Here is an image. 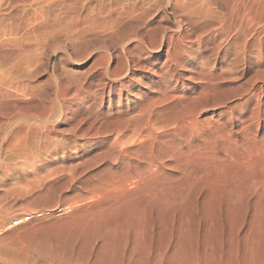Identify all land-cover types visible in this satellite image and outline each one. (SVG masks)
Masks as SVG:
<instances>
[{
  "label": "bare ground",
  "instance_id": "obj_1",
  "mask_svg": "<svg viewBox=\"0 0 264 264\" xmlns=\"http://www.w3.org/2000/svg\"><path fill=\"white\" fill-rule=\"evenodd\" d=\"M88 1L89 0H0V118H5V120L0 119V189H3L4 187L3 191H6V183L4 184L3 181L8 177L7 171L9 168L25 169L24 166L28 167L27 164L30 165V163H33V157H35L36 154L38 157L42 153L49 152L48 143L52 140V137H54L52 130L53 127L51 128V126L49 127L48 124L44 123H40L41 125H39V123L36 124L33 122V120H31V118L34 117V120L41 119L44 122H51L53 121L54 117L56 118V120L58 117L63 121L72 124L73 128L70 125L68 127L74 130L81 129L79 128V125L88 122L86 123V126H84L83 124V127H87L88 131L92 129L91 126L94 125L93 122L98 121L96 119H98L97 117H99L100 115L94 111L95 108L92 110V107L96 103L95 100L93 99L94 102L88 101L89 98L87 96H83V93H87L90 88L86 92H84V87L83 85L81 86V79L79 80V77H76L74 79L71 78L72 81L70 83L71 85L69 86L71 88V95L70 93H68L70 91L69 88L67 89L65 87L67 90H69H66V92L70 96L65 92H60L61 90L59 89L60 93H57L56 95L59 99V103H56L59 104V106H57V104L53 102L55 106L59 108V110H54V107H52L51 105L52 103L47 101L49 103V106L47 105L45 107L43 105V107H45L43 108L41 105L42 108H39V106V109L37 110L36 107H34L32 110H34L36 114H27V116H30L31 118H28V121L26 123L20 120V117L23 115L22 107H27L28 104L30 105L32 103L34 105V102L40 100L38 99L40 98L39 96H42L40 95V91H42L41 93H43V90L39 91V87L42 85L41 82V85H39V83H35L37 82L36 80L39 73H41L39 72V70H41L39 69V64L41 61L40 54L42 53L44 55V65L42 64L44 67L42 70L45 71L58 48H86L94 38H99L100 35L101 44H104V40L106 37H113L114 34L119 35L122 33L125 36V41L131 40L133 38L138 39V43L134 45V48L140 46L141 51L147 56V59H149L148 63H143L142 65H140L142 67L141 69H144L146 72L152 73V75L154 74L159 78V80L163 78V75H169V77H173V74H176L177 76L178 74H181V77L184 78L185 71L191 74L196 73L199 80H197L195 83H198L197 85L200 86V90L198 89L199 92L197 93V95H195L194 97H191V95V98H189V96H185V92L183 90H179L183 89L187 85L186 82L184 80H174V84H170L171 87L165 85L166 87L159 88L158 86V88L156 87L157 90L154 97L152 95V97L147 96V93L151 92L150 88H152L156 84L150 87V83H143L139 78L136 77L135 72L132 70L134 69L133 65H135L136 62L135 56H131L133 47H123L124 53L128 54L131 57L127 60H122L123 58L120 60V66L124 68V76L121 75V73L116 72L114 70V66L110 69L108 67L106 68L105 66L107 63L105 64L104 67L106 69L103 67L105 76L109 78L110 82L107 83L104 81L103 86H108L109 90L111 87H113V85L114 87H117L118 83L116 82V79H119L123 76V80H121V82L118 84V91L120 92L118 94L119 98L117 99V101H119V99L121 98L122 90L126 91V97H129L128 94L132 93L130 90H133L135 92L133 94V97H135L136 100L127 98V107L124 110L118 109L116 107L115 115H110V112H105L107 115H104L103 119L110 123L109 124L107 122L109 124L110 130L113 129L114 132V142L110 138V141L113 142H110V144L112 145L110 146L108 143V145H106L107 147L109 146L108 152H112L111 155H113V157H111L114 163V165H108V171L104 169L106 173L108 172V174H106L105 177L103 176L105 174H102L101 176H103L104 178H101L100 180H94V173H91L92 176L88 175L86 177H80L78 175L74 176L72 175L73 173L69 176V174L67 173L68 176L66 178L63 177L66 179H64V183L67 182L68 185L69 183H71L73 184V186H75L76 190H83L82 193L76 192V196L78 198L76 203L81 204L85 198L87 199L91 196L101 198V203L99 202L98 204L97 202L96 204L98 205H93L95 207L90 206V202L92 200L88 202L89 208L91 207L89 209L90 211L86 208V210L88 211L80 209V211H78L77 213H73V218L68 224H66L64 232H66L70 237H74V235H76V237L82 236V238L84 237L86 239V237L88 238L90 234H94L95 230L98 232L97 229H101V225L105 227L107 224H115V226L111 225V227H113L112 230H115L118 224L119 227L120 224H125L122 226H125L126 228L130 226H126V224H131L133 226L130 227H134L132 229L135 230H133L134 232L130 231V235H132L133 237L134 234L132 233H135L136 235H134V237H137L139 234H142V232L140 231V227L144 228L142 226L146 221L145 219L150 216L149 215L145 218V214L147 216L146 211L148 209L149 211H151L150 208L153 209L152 206L155 205L161 213L167 211V209L169 211V208H171L172 205L174 206V204L177 202L178 205L183 201V199L188 198L191 191L194 193L195 188L201 189L202 191L206 192L205 199H208V201L209 199H212V197H214L216 194H220L221 196L223 195L225 197L224 194H221L223 191H225L226 194H228L226 197L231 200L226 201L232 202L234 200V206H236L234 208H237L238 205H236V202L240 197L242 198L244 196L243 198L247 200L246 197L249 196L247 195L249 192L259 190L264 194V137L262 138L263 140L259 138L260 140L257 141L255 136H251L252 132L249 131V124L251 123L250 121L253 122L255 119L257 120L259 116H262L260 114V106L262 104L261 91L264 90V71H261L263 70V68L261 70H259L260 68L255 69L254 64L264 58V0H166V4L164 6H158L159 2L157 0H101V12H97L98 14L101 13V16H98L97 13L94 14V11L89 9V6H86ZM159 7H162V10L160 11L162 13L161 16L167 20H171V13H174L176 15L180 13V17L182 16L181 19L176 20V22L178 21L177 24L174 21L176 25V32H174V34H172V32L166 33L165 28L149 26V24L156 16ZM104 8L106 9L104 10ZM186 25L189 28H192L189 29V31L193 29L195 30L196 34H194V38L196 40V44L201 43V41H205V39L214 40V38H216L220 40L218 41V43H216L215 46L217 51L221 48H230L232 46V58L227 63L225 62L226 65L220 68L217 73L212 74L202 72L201 69H197V66L195 65H193L191 69L185 68V63L187 61L186 57H189L188 61H191L194 51V48L193 46H191V44L185 45L183 44L184 42H180L183 36L187 34L185 28ZM150 33L154 34L155 38L152 40H148V42H144L145 36L149 39ZM174 36L176 37V39L174 38ZM177 39L179 42H177ZM174 40H176V42H174ZM162 41H164V43H162ZM81 48L79 49L80 51L78 54H81L80 52H85L83 50L81 51ZM63 51L65 50H62L61 52ZM77 51L75 49V52ZM228 51L229 50H225L223 52L227 53ZM79 56L75 57H79L81 59L82 55ZM132 57H134V60ZM153 58H161V60L157 62L159 63V74L157 73L158 71H156V69L153 71L152 67H149L154 63ZM41 59L43 58L41 57ZM94 64H92L91 69L97 65ZM101 64L98 65L101 66ZM151 70L153 72H150ZM86 71L87 70H85V72ZM44 76L45 78L46 76L49 77V74ZM83 77L86 76L83 75ZM189 77L193 79L191 76ZM234 77H239V80L246 77L244 79L245 81L242 80L245 82H243V87L245 86L244 88L242 87L243 90L241 89L237 91L234 90L236 88L233 87V92L237 91L236 94H239L238 92L241 91L239 97L237 95V98L235 97L241 102H238V100H232L233 97H231L229 103L226 102V100H228V97L225 96L224 98H222L223 100L219 98L220 100H222L221 103H223V106L221 107V111H219L218 114L225 115L228 112L227 109L235 110L239 105L244 107L243 110L249 109L248 105L252 102L255 108L253 110H249L248 114H245V112H243L242 110L240 111V116H229L226 121H219L218 119H213V121H209L203 118V120L199 119L198 116H196L197 107H200L202 105L201 102H199V97L204 95L206 96L207 94L209 97H211L208 92H210L212 96L218 92V88L217 90L215 88L214 80H225L227 78L234 79ZM47 79H44V81ZM112 81H114L116 84L112 83ZM60 83L62 82L60 81ZM239 83H241V81ZM68 84L69 83H67L66 86ZM217 84L219 83L217 82ZM240 85L241 84H239V86ZM214 88L216 90L215 93ZM57 90L58 88L54 92L55 94ZM242 91L245 94L241 95ZM47 94L49 93L47 92ZM43 95L45 94L43 93ZM66 95L69 96V98L66 97ZM233 95H235V93H233ZM208 98L206 99L209 101L210 99ZM100 99L102 100L103 98L100 97ZM211 99L213 98L211 97ZM219 99H217L216 101L217 104ZM201 100L202 99H200V101ZM111 101L112 99L110 100L109 98L106 109L110 107ZM130 101L131 104H129ZM136 101L140 102H138V104L136 105L134 104L136 103ZM191 101H193V103ZM194 101H197V105L195 104L196 102L194 103ZM102 102L103 101H101L100 104ZM188 103H190V106ZM193 104L195 106H193ZM210 106L212 107V105ZM207 107L208 106H206V108ZM30 108H32V106ZM26 109L29 110L28 107ZM32 110L30 109V111ZM200 110L198 108V111ZM113 111L115 110L113 109ZM134 111L136 113H134ZM124 115H127L129 117L122 118V116ZM24 118L26 117L24 116ZM233 119L238 121V123L240 124L239 132L241 131V142L235 150H231L230 148L231 144H233V141L231 140V134L227 131L226 128L228 123L232 122L231 120ZM41 120L39 122H41ZM56 120H54L55 124ZM88 120L91 122H89ZM100 120L101 119H99V122ZM259 120L260 119H258L257 121ZM101 121L103 122V120ZM122 122L125 124H122ZM96 123L98 124V122ZM126 129H129L128 131H131L130 134L127 133L128 136L126 135ZM93 130L94 129H92V131ZM87 131L86 129L83 130V134H86ZM92 131H89V133ZM107 131H109V129ZM94 132L96 134H102L101 127L98 126ZM111 132L112 131H110L109 133ZM62 133L63 132H61L60 135H62ZM105 133L103 132V134ZM79 134L82 135V132H80ZM91 134L89 137H91ZM85 136H87V134ZM123 136L127 139H123ZM31 138L35 139V141H33V144H31L32 142L30 143V141H32ZM120 141L123 143L124 147ZM29 143L31 145H29ZM117 143L118 145L119 143L121 144L118 146L116 145ZM33 145L36 146V150H34V148L31 149ZM121 145L122 148H119L121 147ZM106 146L105 148H107ZM101 154L102 155L100 157L103 158L104 154ZM94 156L97 155H93V157ZM100 157L98 160L97 156L98 161H102L100 160ZM91 160L89 158V160L87 161H90L91 166L95 165V159L94 161L92 160L93 162ZM6 161H14L12 167H10L9 163H7ZM85 165L83 166V168L82 166L81 168H79L80 171L82 169L81 173H83ZM104 165L106 164L104 163ZM62 166L63 165L57 167V170H55L54 168V170H60L61 172V169L64 167ZM74 166L75 164L73 165V167ZM113 166L115 167V169H113ZM78 167H80V165ZM87 168L84 171H86ZM63 171L67 172V169L66 171ZM70 172L73 171L70 170ZM77 174L79 173L77 172ZM46 176L48 178V175ZM32 179L34 180L35 178ZM32 179H30V185H32V183L34 182ZM37 179L38 177H36L35 182H37ZM30 180L28 179V181ZM38 180H42V177ZM43 180H45V178H43ZM16 181L18 182V180ZM26 182L27 180H25V183ZM41 182L45 183V181ZM41 182H39V184ZM45 185L46 184H44V187ZM128 185L133 186V189L136 191L133 196L130 195L132 196L131 199L128 198L129 200H123L122 198L125 197L120 198L119 194H122L123 191H127ZM35 186L38 185L35 183ZM33 188L39 189V186ZM199 191H195L197 193H194V196L195 194H199ZM125 194L127 196L128 191ZM207 195H209V198L207 197ZM69 196L68 199H71L69 198ZM76 196L73 198H76ZM260 196L264 195H262L261 193ZM217 198L221 197L218 196ZM222 199L223 197L220 201H222ZM98 200L100 201V199ZM190 200H192V198ZM213 200L214 199H212V201ZM71 201H73V199H71ZM124 201L127 202L123 203ZM187 201L186 203H188ZM244 201L242 202V205L240 201L238 202V204L240 203L239 205L243 206V203H245ZM91 203L94 204L95 202ZM84 204L87 206L86 203ZM229 204L230 207L233 208V204ZM77 205L73 207L74 210L78 208ZM156 207H154V210ZM69 208H71L70 205ZM157 209L155 211H157ZM65 212L67 211L65 210ZM181 212L182 217L183 211ZM155 213L156 215H158L157 212ZM165 213H167L166 215H169V217L173 214H168L170 212ZM180 220L184 219L180 218ZM110 221L112 222L110 223ZM142 222L144 223L142 224ZM147 223L146 225H148ZM257 224L259 223L257 222ZM182 225H184V223ZM125 227H123V229ZM126 228L125 230H127ZM254 228L257 227L255 226ZM107 229H109V225ZM123 229L121 228V230L119 229V231H122ZM103 230L104 232L106 231V229ZM103 230L100 231L102 232ZM143 230L145 229H142V231ZM251 230L253 232L255 229ZM100 231L98 233H101ZM126 233L124 232V234ZM80 238L81 237H79V240L82 241L83 239ZM91 238L89 236V238L86 240L89 242L91 241L89 240ZM85 239L82 242L83 245H86L88 243ZM74 241H72V243H75ZM81 241L79 242L81 243ZM144 241L142 240V243ZM111 250L112 252H114L113 249ZM251 250L253 249L251 248ZM251 250L250 252H252ZM171 258H169V260ZM172 262L175 261L173 260L171 261V263ZM192 263L195 264L194 261H192Z\"/></svg>",
  "mask_w": 264,
  "mask_h": 264
},
{
  "label": "rangeland",
  "instance_id": "obj_2",
  "mask_svg": "<svg viewBox=\"0 0 264 264\" xmlns=\"http://www.w3.org/2000/svg\"><path fill=\"white\" fill-rule=\"evenodd\" d=\"M157 1L160 3V4L158 3V6L159 5L164 6L166 4L165 3L166 0H157ZM88 3L86 6H89L90 8L89 7L88 8L91 9L92 11H94L93 12L94 14L97 12H101V0H89ZM105 9L106 8H104V10ZM161 10H162V7H159L156 16L154 17L153 21L149 24V26H151V27L156 26L157 28H160V27L165 28L166 33L172 32V34H174V32H176L175 23L177 24V22H178V21L176 22V20L181 19L182 16L180 17V13H178L177 15L174 13H171V20H167L161 16L162 15V13L160 12ZM170 11H171V9H170ZM98 16H101V13H99ZM175 16L176 17L178 16V17L176 18ZM174 21H175V23H174ZM185 28H186L187 34H185L183 36V38H182V40H180V42H182V43L184 42L183 44H185V45L191 44V46H193V48H194L191 61H188L189 57H186L187 61L185 63V68L191 69L192 66L195 65V66H197V69H201L202 72L215 74L219 71L220 68L224 67V65H226V63L232 58V54H231V49H232L231 47L232 46L230 48L229 47L228 48H221L220 50L217 51L215 46H216V43H218V41H220V40L216 39V38H214V40L213 39L212 40L205 39V41H201V43L196 44L195 43L196 40L194 38L195 37L194 34H196L195 30L193 29V30L189 31V29H192V28H189L187 25ZM147 34H148V32H147ZM124 38H125V36L122 33L119 35L114 34L113 37L112 36H110L108 38L106 37L104 40L105 43L101 44V35H100L99 38L98 37L94 38L95 40L93 39L89 43V45H88L89 48L88 47H86V48L80 47L81 51L82 50L85 51V52H83L84 54L82 52H80L81 54H78L80 51L79 50L80 48L79 49L75 48L76 51L78 49L77 52H75V49H73L71 47L58 48L56 50V52L54 53L51 61L48 64V67H47V69H45V71L42 70L44 67L43 66L44 65V61H43L44 55L42 53L40 54V60H41L40 64L41 65L39 64V69H41L42 71L39 70V72H41V73H39L37 80H36L37 82H35V83L36 84L39 83V85L42 84L39 87V91L43 90V93L45 95H43V93H41L42 91H40V95H42V96H39L40 98H38L40 100L39 101L36 100L37 102H34L35 106L33 105V103L30 104L32 106V108H30L31 106L28 104L27 107L29 108V110L26 109L27 107H22L23 115L20 117V120H22V122L26 123L28 121V118H31L30 116L28 117L27 114H29V113H31L32 115L36 114V112L34 110H32L34 107H36V110H37L39 108H42L43 105L45 107L47 105L49 106L48 102L52 103L51 105H52V107H54V110H56V111L59 110V108L57 107V106H59V104H57V103H59V99L56 96L57 93H60V92L67 93L66 90L68 88H69V90L71 89L69 87L71 85L70 83L72 81L71 78L74 79L76 77H79L78 78L79 80L81 79L80 80V81H82L81 86L83 85L84 92H86L90 88V90L87 91L88 94L83 93V96H87L89 98L88 101L94 102V100H95L96 103L92 107V110L95 108L94 111L97 114H100L101 116L99 115V117H97L98 119H96V120H98V121L93 122L94 125L91 126V128L94 129L93 131H92V129L87 131L88 128L83 127V124H84V126H86V123H88V122L82 123L79 125V128H81L82 130L81 129L74 130V129H72L73 128L72 124H70L69 122L63 121L62 119H60L58 117H57V120L54 117L53 121H51L52 123L51 122H44L41 119H38V120L35 119L34 120V117L31 118V120H33V122L36 124L39 123V125H41L44 123V124H48L49 127L51 126V128L53 127L54 129L52 128V130H53V136L54 137H52V140H51L52 142L50 141L48 143L49 152L42 153V154L39 153L40 155L38 157L36 154V156H35L36 158L33 157V163H30V165L27 164L28 167L24 166L25 169L24 168H20V169L19 168L18 169L17 168H9L7 171L8 177L5 178V180L3 181L4 184L6 183L5 184L6 191H3L4 187H3V189H0V194H1L0 195V264H125V263L126 264H176V263L177 264H186V263L194 264V263H192V261H194L195 264H197V263H199V264H257V263L258 264H264V211H263L264 210V196H260L261 193H262V195H264V194H263V192H260L259 190L258 191L256 190L258 192V194L256 191L249 192L247 194L249 196L246 197L247 200L243 198L244 196L242 198L240 197L242 200L240 198L238 199V201L235 200V201H237L236 205H238L239 207L237 206V208H234V207H236V206H234V204H235L234 200L232 202H229L231 200L228 199V197H226L228 194H226L225 191H223L221 193V194H224L225 197L223 195L221 196L220 194H216L214 196L215 198L212 197V199H214L216 201H214V200L212 201V199H209V201H208V199H205L206 198V194H205L206 192L202 191L201 189L195 188V191H197V192L199 190H201V191H199L200 192L199 194H195V196H194V193H197V192H195L193 190L194 193L191 191L189 193V197L186 196L188 198L183 199V201L179 203L180 205L178 204L180 207L177 205V203H178L177 202L174 204V206L172 205L171 208H169V211H168V209H167V211H165V212H170L168 214L173 213L172 216L170 215V217H169V215H166L167 213H165V212H162V213L159 212V210L157 209V207L155 205L152 206L153 209L150 208L151 211H149V209H148L147 210L148 212L146 211L147 216L145 214V218L150 215L148 218L145 219L148 223L145 220H143V221H145V223L142 222V224L144 223V225L142 226L144 228L140 227V229H141L140 231L142 232V234H139L137 237L136 236L134 237V235H136V234L132 233V234H134L133 235L134 238L132 237V235H130L131 234L130 231L134 232L133 230H135V229H132L134 227H130L133 225L126 224V226L130 225L129 226L130 228L129 227L126 228L125 226H122L125 224H122V225L120 224V227L122 229H123V227H125L129 232L127 230H125V228L122 231H119V229L121 230V228L119 227V224L116 226L117 228L115 230L113 229L114 230L113 231L112 230L113 227H111V225L115 226V224H112L111 223L112 221H110L111 225L105 224L106 228L101 225V229H97L98 232L100 230L106 229V231H105L106 233L104 232V230L102 231L103 233L101 231H100L101 233H98L95 230V233L97 232L98 234L96 233V235H95V233L94 234L92 233L93 236H92V234H90L89 236H90V238L91 237L92 238L89 239V240H91L89 242L86 240L89 238V236H88V238L86 237V239L84 237L82 238V236L76 237V235H74V237H70L66 232H64V228L66 227V224H68L70 222V220L73 218V213H77L78 211H80V209H84L85 211H88L93 205H98L99 202L101 203V198H98L96 196H94V197L91 196V197H88L87 199L85 198L86 200L85 199L83 200L85 202L82 201L81 204L76 203L77 199H78L76 196V192L82 193L83 190H81V189L76 190L75 186H73V184L69 183V185H68L67 182L64 183V179L68 176V174L70 176V174H72V173H73L72 175H74V176L78 175L80 177H86L88 175L92 176V174L94 173L93 174L94 180L95 179L100 180L101 178H104L106 176V174H108V172L106 173V171H108L107 170L109 167L108 165H111V164L114 165V163H113V159H112L113 155H111L112 152H110V153L108 152L109 146L107 147L106 145L109 144L111 146L112 144H110V142L111 143L114 142V140H113L114 132H113V129L110 130V128H109L110 123L108 121H105V119H103L104 115H107L105 112H107V113L110 112L109 113L110 115H115L116 107L118 109H122V110H124L127 107V104H126L127 98H130L132 100H134V99L136 100V98L133 97V94L135 93L133 90H130L132 93L128 94L129 97H126V91L122 90L121 91V98L119 99V101H117V99L119 98L118 94L120 92V91H118V84L121 82V80H123V76L125 75L124 68H122V66H120L121 65L120 60L122 58H123L122 60H127V59L131 58L128 54L124 53L123 47H126V48L133 47L131 56H135L136 62H135V65H133L134 69H132V70L135 72L136 77L139 78L141 80V82H143V83L144 82L150 83V87L153 86L154 84H156L152 88H150L151 92L147 93L148 94L147 96H150V97L153 96L154 97L156 95L155 92H156L158 86H159V88H164L166 86L171 87L170 84L171 83L174 84V80H184L186 82L187 85L183 89H179V90L180 91L183 90L185 92V96H189V98L197 95V93L200 90V88H199L200 86L197 85L198 83H195L197 80H199L197 78L196 73L191 74L187 71H185V72L183 71L184 72V78L181 77L182 76L181 74H178V76L176 74H173V77H169V75H163V78H161L159 80V78L156 77L154 74L152 75V73L146 72L144 69H141L142 67L140 65H142L143 63L144 64L148 63L149 59H147V56L141 51L140 46H137L134 48V45L136 43H138V39L133 38V39L128 40V41L126 40L127 41L126 42ZM154 38H155V35L150 33L149 39L146 38V36H145L144 42H148V40H150V39L152 40ZM174 38L176 39L175 36H174ZM93 41H94V43H93ZM174 42H176V40H174ZM177 42H179L178 39H177ZM162 43H164V41H162ZM60 50L61 51L65 50V51L61 52ZM222 50L223 51L229 50V51L226 53V52H223ZM67 52H69V53H67ZM79 55H82L83 57L81 56V59H80ZM75 56H79L78 57L79 59ZM127 56H129V57H127ZM41 57L43 59H41ZM75 58L78 61L79 60L80 61L78 62ZM82 58H84V59H82ZM132 58L134 60V57H132ZM161 58H157V59L153 58L154 63L151 64V66H149V67H152L153 71L156 69V71H158L157 72L158 74H159V70H158L159 63H157V62H159L161 60ZM98 62H100V63H98ZM92 64H94V65L97 64V65L91 69ZM98 64H101V66ZM105 64H106V66H105ZM156 64H157V66H156ZM40 66H41V68H40ZM104 66L106 68L108 67L110 69L114 66V70L118 73H121V75H123L120 78L118 77L119 79H116V82L118 83L117 87H114V85H113V87H111L110 90L108 89V86H105V87L103 86L104 81L107 83L110 82L109 78L105 76V71H104L105 67ZM254 66H255L254 67L255 69L260 68L259 70H261L263 68V70H261V71H264V58L260 61H257L254 64ZM84 69L87 71L85 72ZM152 70L150 72H153ZM209 71H212V72H209ZM81 72L86 77H83ZM47 73L49 74V77L46 76V78H45L44 75H48ZM194 75H196V76H194ZM189 76H191L193 79H191ZM47 77H48V79H47ZM80 77H82V78H80ZM235 78L236 77H234V79H232V78H229V79L227 78L225 80L220 79L221 81L218 79L214 80L216 90L218 88L217 93H215L216 90L214 88L215 94L213 96L215 98L210 94V92H208V93L213 99H211V97H209L208 94L206 96L204 95L205 97L204 96L199 97L202 100L209 97L208 98V99H210L209 101L206 99L208 101V103L206 100L200 101V99L198 98L199 102H201V104H202L200 107H197V111H196V116H198L199 119H201V120L207 119L209 121H213V119L214 120L218 119L219 121L220 120L226 121L229 118V116H233V117H237L238 115L240 116V111H242L244 108L241 105H239L235 110L227 109L228 112L225 115L218 114V112L221 111V107L223 106L222 105L223 103H221V101L223 100L222 98H224L225 96L228 97V100H226V102H228V103L231 100V97H233L232 100H238V102H241L239 99H236L237 96L239 97V94L241 91L238 92L239 94H236V92L238 90H241V89L243 90V88L245 87V86L243 87V85H244L243 82L245 81L244 79L246 77L244 79H240V80H239V77H237L238 79L237 78L235 79ZM44 79H47V80L44 81ZM230 79H232V80H230ZM242 80H244V81H242ZM60 81L62 83H60ZM219 81L222 83H220ZM240 81H241V83H239ZM40 82H41V84H40ZM217 82L219 84H217ZM67 83H69V84L66 86ZM101 83H102V85H101ZM112 83L116 84L114 81H112ZM63 84H65V85H63ZM221 84H222V86H221ZM239 84H241V85L239 86ZM59 85H62V86H59ZM56 87L58 88V90L55 94L54 92L57 89ZM230 87H231L232 91H231ZM233 87H235L236 89H234ZM194 88L196 89V92H195ZM59 89L61 90L60 92H59ZM63 89H64V91H63ZM233 89L237 90V91L233 92ZM69 90H67V91H69ZM47 92L49 94H47ZM186 92H187V94H186ZM68 93H70V95H71V90ZM68 93H67V95H69ZM233 93H235V95H233ZM50 94H52L53 96ZM243 94H245V93H243V91H242L241 95H243ZM47 95H50V96H47ZM67 95H66V97L69 98L70 95L69 96H67ZM215 95H217V96H215ZM221 96H223V97H221ZM92 97H94V98H92ZM100 97H102L103 99L101 100ZM55 98H57V99H55ZM109 98H110V100L112 99V101H111L110 107H108L106 109V107L108 105V99ZM219 98L222 100H220ZM41 99L42 100L45 99L44 100L45 102L42 101ZM47 99L52 100V101H49ZM198 99H196V100H198ZM217 99H219L218 104L216 102ZM100 100L103 101L101 104H100V102H101ZM186 100H188V99H186ZM261 100H262V104L260 106V108H261L260 114L262 116H259V118H258V119H260L259 121H257L258 119L257 120L255 119L253 122L250 121L251 123L249 124L250 125L249 131L252 132L251 136H255L257 141H259L260 139L261 140L264 139L263 138L264 137V135H263L264 134V90L261 91ZM53 102H55V104H57V106H55V104ZM138 102H140V101H136V103H134V104L137 105ZM191 102L193 103V101H191ZM209 102H210V104H209ZM39 103H40V105H39ZM190 103H188L189 106H190ZM194 103L197 105V101H194ZM129 104H131V101L129 102ZM216 104H217V106H216ZM36 105H38V106H36ZM41 105H42V107H41ZM210 105H212L213 108ZM193 106H195V105L193 104ZM206 106H208V107L206 108ZM214 106H216V107H214ZM45 107H43V108H45ZM136 107H135V109H136ZM23 108H25V109H23ZM198 108H199V110L201 108V110L198 111ZM248 108L249 109L243 110V112H245V114H248L249 110H253L255 108L253 102L248 105ZM30 109L32 111H34L35 113L30 111ZM113 109L115 111H113ZM229 111H231V112H229ZM20 112H21V110H20ZM134 113H136V112L134 111ZM24 116L27 119L24 118ZM201 116H203V117H201ZM124 117L126 118L129 116H127V115L122 116V118H124ZM23 119H25V120H23ZM99 119L103 120V122L100 120V122H101L100 123ZM3 120H5V118ZM40 120H41V122H39ZM54 120H56L55 121L56 124L54 123ZM231 121L232 122L229 121L230 123H228L226 128H227V131L231 134V140L233 141V144H231L230 148H231V150H235V149H237V147L240 145V142H241L240 141L241 140V133H240L241 131L239 132L240 124L238 123V121L234 120V119ZM89 122H91V121H89ZM96 122H98V124ZM99 123H100V125H99ZM95 124H97V125H95ZM101 124H102V126H101ZM105 124H106V126H105ZM122 124H125V123L122 122ZM69 125L72 128L68 127ZM94 126H95V128H94ZM98 126L101 127V133L102 134H98V133L96 134L94 132ZM102 127H104V128H102ZM83 128L86 129L87 136H85L86 135L85 133L83 134V130H85ZM71 129L74 132L77 131L76 132L77 135ZM103 129H105V130H103ZM108 129H109V131H107ZM128 130L129 129H126V135L127 136L131 132ZM89 131H92L94 133H92V132L89 133ZM102 131L104 133L105 132L106 133L103 134ZM110 131H112L113 133L112 132L109 133ZM61 132H63L62 135H60ZM78 132L79 133L82 132V135H80ZM56 134H58V135H56ZM90 134H91V137H89ZM96 135H98V136H96ZM56 136L59 138H57ZM80 136H82V137H80ZM110 138L112 139L113 142L110 141L111 140ZM124 138L127 139L126 137L123 136V139ZM31 140L32 141H30V143L32 142L31 144H33V141H35V139L31 138ZM236 140L237 141L239 140V141L237 142ZM30 143H29V145H31ZM121 143H119V145ZM104 145L107 148H105ZM116 145H118V143ZM122 145H123V143H122ZM122 145L119 148H122ZM30 147H32V146H30ZM123 147H124V145H123ZM33 148H34V150H36L35 149L36 146L33 145V147L31 149H33ZM99 153H100V155H99ZM101 153L104 154L103 158L100 157L102 155ZM43 155H45V156H43ZM93 155H97L98 160L100 157V160H102V161H98L97 156L93 157ZM89 158H90V160L92 158L93 161L95 159V161H94L95 165H92V166L90 165V161L89 162L87 161V160H89ZM6 162L9 163L10 167H12V164L14 161L13 162L6 161ZM81 162H82V164H81ZM104 163L107 166L104 165ZM74 164L76 167L75 166L73 167ZM78 164L80 165V167H78L79 166ZM88 164H89V166H88ZM91 164H94V163H91ZM61 165L64 166V167L62 166L64 169L61 167L62 169L59 168V169H61V172L59 169H58L59 171H55V170H57L56 168L61 166ZM84 165H85V168L83 169V173H81L82 169L80 171L79 168H81V166L83 168ZM116 165H117V163H116ZM69 166H71V167H69ZM87 166L89 169L87 168ZM54 168H55V170H54ZM73 168H74V170H73ZM86 168H87V170L84 171ZM66 169H67V172H64L63 170L66 171ZM113 169H115L114 166H113ZM70 170L73 172H70ZM89 170H90V172H89ZM62 171L64 172V174ZM87 171H88V173H87ZM91 171H93V172H91ZM77 172L79 174H77ZM65 173L66 174L68 173V174L66 175ZM80 173H81V175H80ZM99 174H100V176L102 174H105V175H103L104 177L103 176L100 177ZM46 175H48V178ZM60 175H62V176H60ZM17 176H19V177H17ZM98 176H99V178H98ZM22 177H23V179L26 178L25 179V180H27L26 183H25V180L22 179ZM36 177H38V179H41V177H42V180L37 179V182H38L37 183V182H35ZM63 177H65V178H63ZM27 178L29 180L32 178H35L34 180L33 179L32 180L39 186V189L33 188V187H38V186H35V183L33 181H32L33 182L32 185H30L29 182H31V180L28 181ZM43 178H45V180H43ZM15 179L18 180V182ZM59 179H61V180H59ZM47 180H50V181H47ZM41 181H45V183L41 182ZM39 182H41L43 184V186L41 183L39 184ZM49 183H51V184H49ZM22 184H23V186H22ZM44 184H46L45 187H44ZM24 185H25V187H24ZM47 185H48V187H47ZM17 189H19V190H17ZM127 189H128L127 190L128 191L127 196L125 194L127 191H123L124 194L123 193L119 194L120 198L125 197V198H122L123 200L128 199V198L131 199V197L135 194L136 190L133 189V186L128 185ZM201 192H204V193H201ZM253 192H254V194L256 193L257 195L256 194L254 195ZM130 195H132V196H130ZM68 196H69V198L73 199V201H71V199H68ZM75 196H76V198H73ZM218 196L221 198L223 197V199L224 198H227V199H224V201L222 199V201H220L221 198H217ZM207 197L209 198V195H207ZM257 197H259V198H257ZM189 198L190 199L192 198V200H190ZM98 199H100V201ZM96 200H98V201H96ZM226 200H229V201L227 202ZM90 201L95 202V203L93 204ZM127 201H124L123 203H126ZM186 201L188 203H186ZM239 201H240L241 205H242L243 201L245 202V203H243V206L239 205L240 203L238 204ZM68 202H69V204H68ZM88 202H90V206H91L90 208H89ZM97 202H98V204H96ZM225 202H227L228 204ZM84 203H86L88 207ZM181 203L182 204L184 203L183 206ZM229 203L233 204V208L230 207ZM69 205L71 208H69ZM76 205L78 206V208L76 210H74L73 207ZM175 205L179 208H177ZM187 206H188V208H187ZM93 207H95V206H93ZM154 207H156L155 210L157 209V211L154 210ZM86 208L88 210H86ZM70 209H71V211H70ZM65 210L67 212H65ZM152 210H153V212H152ZM154 211L157 213L159 212L158 215H156V213ZM181 211H183L182 217H181V213H182ZM180 218L184 219V220H180ZM19 219H21L23 221H21ZM184 221L188 224H186ZM257 222L259 224H257ZM146 223L148 225H146ZM183 223H184L185 227H184V225H182ZM108 225H109V229H107ZM140 225H141V223H140ZM255 226L257 228H254ZM102 227H104V228H102ZM142 229H145V230H143L144 232L142 231ZM165 229H166V231H165ZM251 229H253V230L255 229V230L252 232ZM124 232L125 233L127 232V233L124 234ZM141 235L142 236L144 235V236L142 237ZM79 237H81L80 239H83V240L82 241L79 240ZM77 238H78V240H77ZM121 238H122V240H121ZM84 239L86 240V242H88L87 244L84 242L86 245L82 244ZM142 240L143 241L145 240L143 242L144 244L142 243ZM55 241H58V242H55ZM72 241H74L75 243H72ZM76 241H78V242H76ZM79 241H81V243ZM139 241H140V244H139ZM248 242L253 243V244H250ZM59 243H63V244H59ZM141 243H142V245H141ZM80 244H82V245H80ZM249 246L253 250H251V248ZM129 248H131L133 250H131ZM103 249H105V250H103ZM111 249H113L114 252H112ZM248 249H250L252 252H250V250H248ZM108 251H110V252H108ZM254 251H255V253H254ZM157 252L160 254H158ZM110 253H112V254H110ZM169 258H171L170 259L171 261L174 260L175 262L171 263ZM176 261H179V262H176Z\"/></svg>",
  "mask_w": 264,
  "mask_h": 264
}]
</instances>
